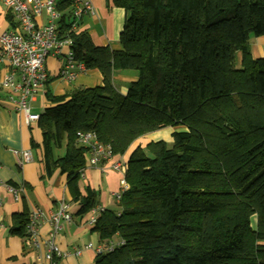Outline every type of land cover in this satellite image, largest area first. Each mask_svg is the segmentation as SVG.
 Wrapping results in <instances>:
<instances>
[{"label":"trees","instance_id":"obj_1","mask_svg":"<svg viewBox=\"0 0 264 264\" xmlns=\"http://www.w3.org/2000/svg\"><path fill=\"white\" fill-rule=\"evenodd\" d=\"M73 2L57 3L58 36L103 84L47 91L51 105L38 124L47 172L66 175L77 215L97 196L81 186L79 133H95L122 156L145 135L175 130L172 141L131 152L117 211L92 226L104 247L113 244L95 264H264V58L250 51L264 36V0H112L127 14L119 50L71 30ZM126 70L138 79L123 94L113 79ZM29 217L15 218L20 236Z\"/></svg>","mask_w":264,"mask_h":264},{"label":"crops","instance_id":"obj_2","mask_svg":"<svg viewBox=\"0 0 264 264\" xmlns=\"http://www.w3.org/2000/svg\"><path fill=\"white\" fill-rule=\"evenodd\" d=\"M54 1L57 8V3L61 0ZM91 2L94 13L82 17L76 32L87 31L96 46L119 50V37L127 18L125 10L115 7L112 0H91ZM10 14H12L11 10L0 1V31H20L15 18H13L15 27H12L13 24L8 20ZM34 19L38 26H44L49 20V13L44 9ZM250 51L254 59L264 58V36L251 39ZM63 64L64 61L59 56L48 58L46 68L50 76L49 82L33 103V105L38 104L36 109L40 108L35 110L33 107L34 113L40 115L51 105L47 99V91L53 96H61L75 88L103 84L102 75L96 70L88 71L80 75L75 82L68 84L59 76ZM236 66L237 68L241 66L240 53L236 54ZM0 67L3 72L6 71L3 63ZM137 79L136 71H117L113 84L125 94L129 84ZM38 123L26 125L23 116L8 101L6 92L0 90V196L3 199V204L0 206V264H39L48 250L49 240L54 241L62 250L72 253L58 264H95L97 254L92 249L83 250L80 255L73 254L86 244L92 243L94 246L102 244L99 234L92 231L89 223L90 212L84 216L77 215L80 206L71 202L66 175L55 168H52L51 174H48L42 148L43 135ZM174 131L171 130V135ZM140 139L135 141L124 155L115 156L110 162L100 166L86 168L84 176H81V186L83 188L90 186L96 191V206L117 211L119 204L115 194L120 190V181L124 172L116 171L112 166L116 162L127 163L136 147L145 146ZM32 142L37 144V147H33ZM21 151L31 152L32 160L19 165V156L16 152ZM63 153L64 149L54 151L55 156H61ZM10 182L24 187V192L18 200L5 187V184ZM62 204H70L72 221L63 223L62 228L53 238L50 237L52 227L43 223L40 228L39 244L27 246L25 236L16 233L15 218L25 212L30 214L37 209L45 213L56 211Z\"/></svg>","mask_w":264,"mask_h":264},{"label":"built area","instance_id":"obj_3","mask_svg":"<svg viewBox=\"0 0 264 264\" xmlns=\"http://www.w3.org/2000/svg\"><path fill=\"white\" fill-rule=\"evenodd\" d=\"M5 7L11 10L20 31L8 30L0 31V64L3 63L6 71L0 67V90L6 92V97L17 112H19L26 125L35 124L39 121L40 115L34 113L33 103L36 102L37 95L42 92L49 82V73L46 68L47 60L50 56H59L64 64L60 71V78L68 84L77 80L80 75L88 72L85 64L75 59L71 49L72 40L58 36V23L61 13L57 10L54 0H0ZM47 10L49 20L44 26H38L34 17L42 10ZM94 7L91 0H74L72 6V26L74 32L78 23L86 14H93ZM78 144L87 149V164L82 171L88 167H97L110 162L115 155L110 145H105L99 141L95 133H79ZM19 156V165L32 160L31 152H16ZM112 169L124 172L120 181V190L115 194V199L119 203L122 194L128 189L125 178L127 163L116 162ZM7 190L18 200L23 186H12L5 184ZM3 199L0 196V206ZM106 209L95 206L90 211L89 223L93 226L97 216ZM72 221L70 204H62L59 209L49 213L37 209L30 213L29 223L26 228L25 244L27 246L39 244L40 228L43 223L52 227L50 237L62 228L63 223ZM48 250L39 264H58L60 260L71 255L64 251L54 241L47 243ZM113 244L107 246H94L86 244L83 248L77 249L73 254L80 255L83 250L92 249L96 254L111 250Z\"/></svg>","mask_w":264,"mask_h":264},{"label":"rangeland","instance_id":"obj_4","mask_svg":"<svg viewBox=\"0 0 264 264\" xmlns=\"http://www.w3.org/2000/svg\"><path fill=\"white\" fill-rule=\"evenodd\" d=\"M36 105H38V104L33 105V107H35V110H40V108L36 109ZM171 130H174V129L164 128L158 132L145 135V137L140 139V140H141V142H143V144H146V143L151 142V141H157V140H164L166 142H170V141H172ZM255 225H256L255 224V218H253L252 226L255 227Z\"/></svg>","mask_w":264,"mask_h":264}]
</instances>
